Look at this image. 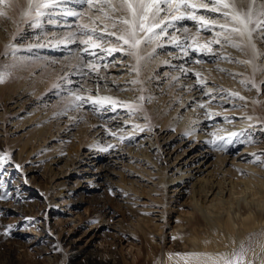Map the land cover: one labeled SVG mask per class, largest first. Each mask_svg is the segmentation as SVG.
I'll list each match as a JSON object with an SVG mask.
<instances>
[{"label": "rangeland", "instance_id": "1", "mask_svg": "<svg viewBox=\"0 0 264 264\" xmlns=\"http://www.w3.org/2000/svg\"><path fill=\"white\" fill-rule=\"evenodd\" d=\"M49 1L52 4L53 1L59 0ZM204 1L209 9L213 6L209 0ZM236 1L240 6L241 3L244 6L248 5V10L250 0ZM38 2L40 3V0ZM39 3L32 7L34 14L20 23L14 24L10 16L4 21L0 20L2 22L0 37L3 40L2 43L0 42V73L4 75L3 81L0 82V264H102L97 260L99 258L110 259L109 261L115 264H165L166 252L200 254L201 249L195 248L202 241L200 235L207 221L204 218V212H207L205 206L209 201L202 207L196 191L205 196L206 186L211 182L216 184L222 177L231 178V181L244 178H250L255 182L259 179L264 180V49L262 50L264 33L256 28V23L264 21V16L260 15L253 26L259 48L258 53L251 54L250 68H246V65L238 59V53L243 55L245 53L241 43H239L240 47H234L225 45V42L220 40V44H209L214 55L192 57L191 65L194 64L196 69L206 70L212 76H215L221 68L224 69L222 70L224 74L225 70L233 67L238 72H242L241 74H245V82L241 86L245 97L229 96L222 93L223 89L215 93L214 100H210L211 98L205 93L201 95L195 93L190 97L191 101L188 102L187 109H178V112L180 109L182 112L188 110L191 112L194 104L197 105L195 101L202 98L215 108L212 117L216 115L228 117L226 120L218 118L219 123L215 121L202 130L197 128L198 132H203V137L196 141L194 135L188 136V131L181 132L177 129L179 123L167 128L163 126L165 119L171 120L170 112L178 103L174 101L167 106L170 99L165 109L159 104V97L166 93L170 86L174 90H180L176 82L181 75L178 72L181 67L168 65L163 61V59L168 60L170 64L181 61L176 59L174 53L179 49L171 41L150 45L138 51L139 62L131 55L136 62L133 65L138 69L137 77L133 79L134 85L131 86L133 90L117 88L122 86H117L118 84L114 86L112 92L119 96L117 102L119 108L107 111L105 127L101 121L89 127L88 124L85 125V122L91 119L89 116L86 119L85 113L88 111L85 110H92L93 104L80 107L79 112L83 113L82 119L75 128L66 130L68 123L65 122L67 117L64 113L75 107L71 97L73 94L81 95L84 92L83 87L86 88L88 84L84 85L80 82V77L72 79L70 75L69 79L73 82H64L65 79L61 78L64 77L65 72L62 70L64 67H61L64 61L66 63L67 60L72 59L71 62L74 60L73 63L80 65L79 68L86 67L87 70H92L85 72L81 76V78L85 77L83 79L92 77L90 73L94 74L93 72L98 71L102 73L104 68L106 70L110 68L112 70L109 73L114 71L117 75L115 81L122 83L128 80L124 75L127 73L124 67L130 51L127 50L125 56L119 55L118 51L111 52L106 56L107 61H102L100 64L99 61L97 63L91 60L85 51L79 49L84 44L83 37L94 36L91 32L92 28L84 29L85 23H78V20L76 24L69 26L66 21L56 22L52 19L61 17H52L50 14L57 13L59 8L48 10ZM98 3H101L99 4L101 11L105 10L108 14L109 3L101 0L91 7H95ZM84 6L90 7L82 4V7ZM252 7L253 12L264 11V0H256ZM41 9L51 12L45 13ZM161 13V22L169 25L167 34H164L166 38L164 39L167 41L169 38H175L177 43L175 33L182 36L183 32L190 34L197 28L195 37L205 41H201L200 45L218 39L211 31L202 30L197 21H170V17L162 19L167 12ZM121 14L124 13L113 12L112 16L113 18L117 16L116 21H118V16ZM196 14L204 15L208 21H215L217 24L219 17L222 19L219 13L212 14L204 9L198 10ZM72 17L70 16L69 20L76 19V16L75 19ZM27 20H31V27ZM53 21L56 24L64 22V26L60 25L56 28ZM221 22L223 24L228 21L223 19ZM12 24L15 25L13 31L4 36L5 28L12 27ZM23 26L29 31L25 36L21 35ZM46 28L48 31L58 29L57 32L60 33L55 38L60 40L61 37L60 41L73 42V51L64 54L39 48L40 44L44 46L42 42H46L47 36L48 39H53V36L43 34ZM95 29L99 30L96 31V35L102 31L99 28ZM216 30L219 28L217 27ZM223 35L226 33L222 32ZM118 36L120 35H116ZM104 37L108 38L106 35ZM116 37L111 36L112 39L107 41L99 40L101 42L98 45L103 49L118 47L120 43ZM127 46L123 43V47L127 48ZM223 52L226 56L221 57L224 55ZM66 56L69 59L65 60ZM189 61L186 64H190ZM19 63L20 69L17 68ZM103 63H105L104 67ZM233 74L236 73H225V77L219 80H225L226 85L230 81L237 82L232 77ZM184 77L182 75L181 78L186 82L188 79ZM213 79L211 82L205 80V84L211 86L215 80H218ZM189 80L196 81V78L193 75ZM87 82L90 83V80ZM89 85L92 86L91 92L94 94L95 87L92 83ZM42 86H45L44 89ZM212 86L216 89L218 85L215 83ZM202 88L205 89V85L197 89L203 90ZM140 89L141 93H139ZM128 91L135 94L130 97L127 95ZM140 97L144 99L141 100ZM219 98L224 99L218 101ZM204 101H201L197 113L206 111ZM47 108L52 110L48 118L52 121L51 131L56 136L38 146L34 139L42 134L46 137L51 135L50 129L46 128L49 126V120L42 117ZM194 112L195 109L192 113ZM245 115L253 121L249 127L248 124L238 127V121L246 117ZM40 124L43 127L41 130L38 129ZM231 125H234L235 134L232 139L225 142L226 152L221 146H208L204 136H210L215 130L219 131ZM99 128L105 130L101 133L95 132V129ZM63 130L68 131L67 134ZM218 154L223 158L222 161L217 157ZM200 184H202L201 188H199ZM172 185L178 186V193L173 190ZM63 188L67 191L60 192ZM253 189L261 192L253 193L252 188L246 187L244 181L236 183L232 187V192H235L232 195L234 198L230 196V191H224L225 199L221 202L224 206L221 209H229L232 204L230 208L232 212L242 211L246 201L257 207L261 205L260 203L263 204L259 200L264 196V189L258 186ZM164 191L166 194L159 198ZM210 211L209 218H215L216 213L213 208ZM72 214L75 218L83 219L85 221L83 225L75 228L67 219ZM104 217L107 220L99 222ZM138 220L142 222L139 223L141 227L137 225ZM91 223H99V227L96 228L97 236L90 237L93 240L86 247V252L74 258L70 254L71 242L78 238L77 241H81V245H87L88 236L83 233ZM171 230H175L173 238L170 234ZM63 236L67 238L63 239ZM233 240H235L234 250L226 261H234L239 256L242 257L240 264H264V223L246 229L241 240H236L235 236L222 237L226 245ZM96 251L103 255L95 254ZM103 263L105 264V261Z\"/></svg>", "mask_w": 264, "mask_h": 264}, {"label": "bare ground", "instance_id": "2", "mask_svg": "<svg viewBox=\"0 0 264 264\" xmlns=\"http://www.w3.org/2000/svg\"><path fill=\"white\" fill-rule=\"evenodd\" d=\"M38 1L39 0H6V2L0 3V11H3V12L6 13V15H0V20L4 21V20H6V18L8 16H10L11 20L13 22H15L14 24H16L17 22L20 23L21 21H24V20L30 18V16L34 14V9H32V7L37 6L36 4L39 3ZM48 1L49 0H40L39 4H42L41 6H44L45 7L44 9H48V10H51L52 8H53V10L56 9V8H59V11L57 13L53 12L54 14L51 13L50 15H52V17H54V16H58L59 17L60 16L61 18L57 19V17H56V20L55 19H52V20H54L56 22L57 21L58 22L66 21L65 23L68 24V26L76 24L77 20H78V23H85V26H87L89 28L102 29V31H100L97 35L94 34V36H91L92 40L96 43L97 47L93 48L91 45L83 44V46L80 47L79 51H82V50H83V52L85 51V54L87 56H89L91 60H95L97 63L99 61V64L102 61L106 62L107 61L106 56H109L110 53L102 50L103 48L100 45H98L101 42L99 40H106L107 41L109 39L114 38L113 36H112V38H111V36H108L107 33H113L114 32V33H116V35H122L123 34V29L126 28L127 26L122 24L120 21H121L122 18L128 17L129 14L127 13V11L125 9H123L121 7L122 0H110V3L108 4V7H107L108 8L107 9L108 10V14L105 12L104 8H103L104 11H101V9H100L101 6L99 5L101 3H98L95 7L92 8L91 6L90 7H86V6L82 7V4L79 2V0H59V1H53L52 4H50L49 3L50 1L49 2ZM98 1H101V0H98ZM245 1L247 2L249 0H245ZM196 2L197 3H205L204 0H196ZM230 2H232V1L230 0ZM233 2L236 4V7H237V9L240 12H242V13L243 12H247L248 5L244 6V4L241 3V6H240L239 3L236 0H233ZM28 3H30L29 6H28ZM47 5H49V6H47ZM102 7H104V6H102ZM110 7H112V9H110ZM92 9L93 10L95 9V10L92 11ZM21 11H22V13H20ZM41 11H44L45 13H48V12L50 13L51 12V11H47V10H43V9H41ZM118 11H119V13H124V14H121L120 16H118V21H116L117 16L113 18L112 15H113V12L117 13ZM77 12L78 13L81 12L79 16H76V15L72 14V13H77ZM161 14H160V16H161ZM70 16H73L72 18H74V16H76V19L74 18L75 20H69ZM170 16H171V13H166V14L163 15L162 19L163 18H168ZM259 16H260V12H258V11H256V12L254 11L253 12L252 24H250V27L252 29H253L254 23L258 20ZM119 17H120V19H119ZM160 18L161 17H159V19ZM185 20H187V19H185ZM221 20H223V18L220 19V17H219V20H217L218 24L222 23ZM56 22H54L55 25H56V28H57V26L63 25V23H64V22L63 23L61 22L60 24H56ZM0 23H2V22H0ZM27 23L30 24V27H31V25H32L31 24L32 23L31 20L30 21L27 20ZM224 23L225 22H223V24ZM14 24H12V27L8 26L7 28H5V30L3 32L4 36L6 34L10 33V31H13L12 29H13V27H15ZM26 28L27 27L23 26L21 35L25 36V33H29L28 29H26ZM194 28H197V27H194ZM84 29H87V28L84 27ZM45 30L46 31H43L44 32L43 34L45 36L49 34V35H51V37L53 36V39H48V36H47L45 38L46 42L45 43L42 42L44 44V46L40 44V45H38L39 48H45L44 50L49 49V50H53L55 52H62L64 54H67V52L73 51L72 50L74 48L73 47V42H71L69 40L60 41L62 39L61 37H60V40H57V38H55L60 33V32H57L58 29H50L51 31H48V29L46 28ZM188 30H190V29H188ZM196 30H194L190 34H189V32L188 33L183 32L182 36L177 34V33H175L174 37L177 36V43H176V41L173 42V38H169L168 41L165 40L166 38L164 37V34H161V38L158 41L154 40L152 43H142L140 45L138 51H141V50L149 47L150 45L164 44V43L170 42V41L172 42V44H174V46L176 48L179 49V51L177 50V52H175L174 54L176 56V59L181 60L180 63L177 62L176 64L175 63H171L170 64V62L168 60H165V59H163V61H164V63H166L168 65H175V66L181 67V70L178 71V72H180L181 75L179 76V80L176 82V85H177L178 89H180V90H174L173 87L170 86L168 91L166 93L162 94L161 97H159L160 99L158 100V102L164 108L166 107V103L170 99H171V101L167 104V106L171 105L174 101L177 102L178 104L176 105L174 110L170 112V115H172L171 116L172 117L171 120L165 119L164 123H163V126H165V128H167L170 125H175L176 126V124L179 123L177 129L179 131H181V132L188 131V133H187L188 136L194 135V137H195V139L197 141L201 136L203 137V132H198L197 128H200L202 130V128H205V126H207V125H209V124H211V123H213L215 121L218 122V118H223V120H226V119H228V117H226L225 115H221V116H217L216 115V117H212L213 114L216 111L215 108L213 106H211L210 104H207V102L204 101L202 98L200 100L197 99L195 101L197 103V105L195 106V104H194V108H193V110L195 109L194 113H192L193 110L191 112L189 110H188V112H182L181 109L178 112V109L179 108H186L187 109V104H188L189 101H191L190 97H192L193 94H195V93H198L197 95H201V93H203V94L205 93L207 96H209L211 98L210 100H214L215 99V95H216L215 93H217L218 90L220 91L221 89H223L222 93L228 94L229 96H234V95H232V93H237L238 95H240L242 97H245L243 95V92L241 91L242 90L241 89L242 83L245 82V74H241L242 72H238L234 67L232 69H230V70H225V73H236V74H233L232 77L235 78L237 82H235V81L227 82V85H228L227 86L225 80L224 81H220L219 80L220 78L225 77L224 76L225 73L224 74L222 73V70H224V69H222V68L220 70L218 69L219 72H217L215 74V76H216L215 77L214 75L212 76L211 74H209L206 70H204V69L201 70V69H198V68L196 69L194 64L191 65L192 64L191 60H192L193 56H195V55L197 57L198 56H200V57L204 56L203 53H200V52H195L194 53L191 50V48H196L198 46H201L200 45L201 41L205 42L204 40L197 39L195 37L194 33H196ZM95 31H99V30L95 29ZM156 31H159V29H157ZM101 33H104L106 35V37H108V38L107 39H105V37L101 38V36H100ZM211 33H214L216 35V33H222V30L221 29L216 30V28H215V29H213L211 31ZM225 33H226V35L229 34L228 32H225ZM33 34H35V33H33ZM139 36L143 37L144 35H139ZM216 37L218 39H220L221 41L225 42L221 38L222 36L218 37L216 35ZM83 38L84 39L82 40V43H83V41L88 40L89 35L86 36V37H83ZM33 39H35V37H33ZM55 39H56V41H59V42H56ZM232 39L238 44L241 43V45L243 47V50H244L243 52H245V53H244V55H243V53H240V54L238 53V55L240 57V58L238 57V59L242 63H244V65H246V68H250L251 67V62L249 61V59L251 57V54H252V52H254V53L257 52L258 53V48H259L258 45H257V40L255 38L254 32L252 31V36H251L250 40L248 39V37H244L243 39H241L236 34H232ZM2 41L3 40L0 37V42L2 43ZM206 42H207V40H206ZM82 43H81V45H82ZM119 43H120L119 45L116 44L118 47H115V49H122V50H118L119 55H123V54H124V56L127 55V50L131 51L130 47L127 46V48H125V47H123V42L119 41ZM178 43H179V46H178ZM185 44L191 46L190 48L187 49V55L185 54V48H184ZM224 44L225 45H229V46H233L232 44L226 43V42ZM253 45H255V48H253ZM110 49H112V48H110ZM252 49L254 51H252ZM263 49H264V47H262V50ZM112 53H114V52H112ZM222 56H226V53H224V55H221V57ZM127 57L128 58H126V60H125L126 66L124 67L127 73L124 74V75L127 76L126 79H128V80L124 81L122 83H119L118 81H115V79L117 78V75L114 74L115 73L114 71L112 72L113 74L109 73V72H111L110 70H112L110 68L107 69V70L104 68L102 73H101V71L93 72L94 74L90 73V75L92 77H90V78L87 77V79H83L85 77L81 78V76H83V74L85 72H88V71L92 72V70H87L86 67L85 68H82V67L79 68L80 65H75L76 63H73L74 60H73V62H71L72 59H71V61L70 60L68 61L67 59H69V57H67V56L64 58L65 60H67V62L65 63V61H64V64L61 65V67H64V69H62V68L61 69L63 71H65L64 74H63V72L61 73V74L64 75V77H61V78L65 79L64 82H73L72 79H74V78L79 79V77H80V79H81L80 82H83L84 85L88 84V86L86 88L83 87V85H80L81 87L84 88L83 89L84 92H82L81 95H84L83 97H85V98L91 97L93 100H95V99H99V98H102V97H111L113 100L119 102V96L115 95L112 92V90H114V86H116V84H118L117 86H119V85H122V86L117 87V88L124 89V90L132 88V90H133V87H131V86L134 85L133 79L135 77H137V71L133 70L135 68V66L133 64L136 63V62L131 58V55L128 54ZM189 60L191 61V63L190 64H186V63H188ZM76 62H78V61L76 60ZM104 64L105 63L102 64L103 67L105 66ZM201 66H203V65H200V67ZM19 67H21L20 63L18 64L17 68H19ZM197 73L199 75H196ZM61 74L59 73V75H61ZM69 75L72 77L71 81L69 79ZM124 75H122V76H124ZM182 75L185 76L184 79L185 78L188 79L186 82H183V78H181ZM193 75L195 76L196 81L192 80L190 82L189 79L193 78ZM35 76H37V75H35ZM213 78H217L218 79L217 81L215 80V83L218 85V86H216V89L212 86L215 83H212L211 86L205 84V82H206L205 80L208 79L207 81L211 82ZM86 80L87 81L90 80V83H92L93 87H95L94 89L96 91H94V92L96 94L95 93L92 94V92H91L92 86H90L89 85L90 83L87 82ZM108 83L113 85V87H110ZM42 84H44V83H42ZM181 84H183V85L181 86ZM128 85H130V86H128ZM204 85H205V89H203V88H202L203 90H198L197 89V88L202 87ZM183 86L185 88H183ZM36 87L38 88L39 86H36ZM44 87H43V89H44ZM33 93L36 94V92H33ZM139 93H141V89L139 90ZM22 94H23V91L21 92V95ZM133 94H135V93H133L131 91L127 92V95H129L130 97ZM81 95L80 94L79 95L78 94H73L72 95L71 100L72 101L74 100L75 107H72V109H69L68 111H66L64 113L66 115V117H67L65 122L68 123L67 127H65L66 130L67 129L69 130L71 128H75V126L78 125V123L80 122V119H82L83 113L79 112V109H81L80 107H83V105H89V106L93 105V103H91V102L85 103V102H81V101H76V97L77 96H81ZM166 95H168V96H166ZM34 98L35 97H33L32 99L34 100ZM150 98H151V102H152V97H150ZM223 99L224 98H219L218 101H221ZM249 99H251V98H249ZM36 100H37V102L39 101V99H36ZM201 101L202 102L204 101V103L206 102L205 103V105H206L205 106L206 107L205 110L206 111H204L205 113L203 111L201 113H197V111L201 107V104H202ZM15 102H16V100H15ZM78 103L80 105L79 107L76 106V104H78ZM225 103H227V101H225ZM228 103H230V102L228 101ZM91 107H93L92 110L88 109L86 107L88 110H85V111H88V113H85L86 114L85 117L87 119L88 116H89L91 119L89 121H87V122L84 121L85 125L88 124V127H89V125L100 123V121H101V122H103V127H105V125L107 124L106 123L107 120L105 118V116H107V113H108L107 111L119 108V105L117 103L114 104V105H109V104L98 105V104H94ZM50 112H52L51 109H48V108L45 109L44 110V115L42 117L45 118L46 120H49L48 117H50ZM166 113L168 114V111ZM95 115H97V117ZM179 115H181V116L179 117ZM245 116L246 117H243L241 120L238 121V123H237L238 127H243V125H246V124H248V127H249V125L253 121V119H251L248 115H245ZM211 118H213V119H211ZM254 120H257V119L254 118ZM51 122L52 121L49 120V123H48L49 126H47V124H46L47 130L50 129V131L52 129V125H51L52 123ZM60 126H62V125H60ZM233 126L231 125L229 127H224V128H221V129L219 128L220 129L219 131L213 129V130H215V132L213 134H211L210 136H207V135L204 136L205 141L207 142L208 146H211V145H213V146H221L222 150L224 152H226L227 145H226L225 142L230 140V139H232L234 137V134H235V131H233L234 130ZM42 128H43L42 124H40L38 129L41 130ZM92 128H94V127H92ZM66 130H63V131L67 134L68 131L66 132ZM103 130H105V129H100L99 128V129H95V132L97 131V132L101 133V132H103ZM160 130L162 131V129H160ZM54 132H55V130H54ZM50 134L51 135H47L48 137H46V135L44 136L42 134L39 137H37V139H34L33 141H36L38 146L42 145V143L45 142L47 139L50 140V138H54L56 136L54 133H52V131L50 132ZM261 135L263 136V134H261ZM262 136H260V137L262 138ZM39 141H40V143H38ZM97 142L99 143V141H97ZM81 143H83V142H81ZM217 157L220 158L221 161L223 160L221 155L218 154ZM162 176L164 177L163 174H162ZM227 179L228 178L224 179L222 177L216 184L214 182L209 183L208 186H206L207 188H205V190H204V192H205L204 195L205 196H202L199 193L198 190L196 191L197 192V199L200 202V204H202V207H203L204 203L209 201V203L207 202V205L205 206V209L207 210V212H204L205 213L204 218L207 219V221H206V224L203 226L202 231H201V235L200 236L202 238V241L195 248V249H201L200 254L199 253H194V252L193 253L188 252L186 254H170L169 252H166V256H165V259H164V263L165 264H222L232 254V252L234 250V244H235V240H233L229 245L224 244L223 241H222V237L235 236L236 240H241L242 236L246 232V229L253 228V227H256L258 224L261 225V224L264 223V221H263L264 219H262V217L264 216V196L262 197L261 200H259V201L263 202V204L259 202L261 204L259 206H262V208H258L259 206L257 207V205L251 204L249 201H246V204L244 203V205L242 206L243 207L242 211L241 210L238 211L235 208L237 211L232 212L230 210V208L232 207V204H230L231 205L230 208L228 207L229 209H226L225 207H224L225 209H223V210L221 209V207L223 208V206H224V204L221 203V202H223L224 199H225L224 196H223L225 190H226V192L230 191V196L234 195L235 192H232V187L235 186L236 183L239 184L241 181H244V184H245L246 187H248V188L251 187L252 191L254 190L253 187H255V186H258L259 188L264 189V180L259 179V181L255 182V181H253L250 178H244V179H240L239 181H231L232 179L230 178V179H228L229 181L226 183ZM232 182H233V184H232ZM201 185L202 184H200L199 188H201ZM172 186L174 187L173 190H176L177 193H178V191H179L178 190V186L177 185H172ZM227 186H228V188H227ZM163 187L164 188L166 187L164 182H163ZM21 189H22V187H20V190ZM65 191H67L66 188H63V189L60 190V192H65ZM240 191H242V190H240ZM260 192L261 191H258V190L253 191V193H255V194L260 193ZM164 194H166L165 191L162 192V195L159 198H162L164 196ZM211 196H213V197L210 199ZM232 198H234V197L232 196ZM255 202H256V200H255ZM256 204H257V202H256ZM211 208H213V210L216 213V217L213 218V219L209 218V216H208L210 214V212H211L210 211ZM69 212H71V209H70ZM259 217H261V218L259 219ZM67 219H68V221L72 222V224L75 226V228L80 227L85 222V221H83V219L75 218L73 216V214L71 216H68ZM104 219L107 220L104 217V218L101 219L102 221L100 220L99 222H103ZM137 223H138L137 225L141 227L140 224H142V222L140 223V221L138 220ZM98 224L99 223H91V225H89V228L84 231L83 234L86 237L88 236L87 237L88 238L87 245H81V241L80 242L77 241L78 238H76L75 241L72 240V242H71L72 244H71V246L70 245L69 246H70V249H72V251H70V254H72L74 256V258H77V257H79L80 254L86 252V250H87L86 247L93 240L90 237H93V236L96 237L97 236L96 228L99 227ZM158 225H161V224H158ZM163 232H162V234H163ZM170 234L172 235V238H173V234L175 235V230H171ZM65 238H67V236H65ZM65 238L63 236V239H65ZM69 241H71V240H69ZM222 243H223V245H221ZM95 254H98V255H101V256L103 255L101 252L97 253V251L95 252ZM75 256H77V257H75ZM95 258H97V257H95ZM105 259L99 258L97 260L99 262H101L102 264H104L103 261H105V264H108L109 262H110L109 264H112L111 262H113V261H109L110 259L109 260H107V259L105 260ZM113 264H115V262H113Z\"/></svg>", "mask_w": 264, "mask_h": 264}, {"label": "snow or ice", "instance_id": "3", "mask_svg": "<svg viewBox=\"0 0 264 264\" xmlns=\"http://www.w3.org/2000/svg\"><path fill=\"white\" fill-rule=\"evenodd\" d=\"M6 2V0H0V3ZM81 4L92 6L97 3L98 0H79ZM106 3H110V0H105ZM256 0H250V6L247 12H240L234 2L230 0H209L213 6L209 9L207 3H197L196 0H122L121 7L127 11L128 17L122 18L121 23L127 27L123 29V34L116 37V33H107L108 36L116 37L119 41H123L125 45H128L131 51L129 55L135 56L137 62H139L140 57L137 52L142 43H152L154 40L158 41L161 38V34H167L168 23H162L159 19L161 12L171 13L170 21L176 20H192L199 22L200 28L202 30L212 31L215 28H219L222 32H228V35H223L222 33H216L218 37L222 36V39L226 43L232 44L234 47H240V44L236 43L232 39V34L238 35L241 39L248 37L251 39L253 29L250 27L252 24L253 7ZM200 9L207 10L208 12L215 14L219 13L221 17L228 21V23L217 24L215 21H208L204 15H196V12ZM73 15L79 16L80 13H72ZM0 15H6L5 12L0 11ZM261 16H264V11L260 12ZM87 28V26H84ZM256 28L264 33V21H258L256 23ZM159 29V31H156ZM187 31V29H185ZM92 34H96L95 29L91 30ZM138 33H144L143 37L139 36ZM101 38H104L105 34H100ZM175 42V38H173ZM86 45H91L93 48L97 47L96 43L92 40L91 35H89L88 40L83 41ZM220 44V39L210 41L207 44L198 46L196 48H191L192 52H200L204 55H214L212 53L209 44ZM162 46V45H158ZM190 45L185 44V54L187 55V49ZM255 48V45H253ZM109 53L115 52L122 49H103ZM199 62V61H196ZM138 71L137 68L133 69ZM196 75H199L198 73ZM4 79V75L0 73V82ZM232 95H238L237 93H232ZM141 100L144 97H140ZM76 101L81 102H91L93 104L103 105L109 104L114 105L117 101L113 100L111 97H102L93 100L91 97L77 96ZM79 107V104H76ZM107 150V149H105ZM242 257H237L234 261L227 260L225 264H240Z\"/></svg>", "mask_w": 264, "mask_h": 264}]
</instances>
